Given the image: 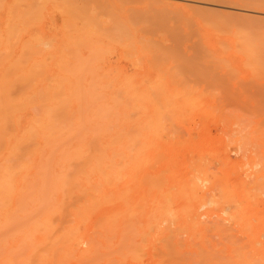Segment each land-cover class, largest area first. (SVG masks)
Masks as SVG:
<instances>
[{
  "label": "rangeland",
  "instance_id": "obj_1",
  "mask_svg": "<svg viewBox=\"0 0 264 264\" xmlns=\"http://www.w3.org/2000/svg\"><path fill=\"white\" fill-rule=\"evenodd\" d=\"M15 1L16 0H0V55L3 54V59L5 56L7 57V55H4L5 53L7 54L8 52L11 54H8V60L3 59V62H0V83L3 81V74L8 66L10 65L9 67H11V64L15 63L13 62L14 60L16 62L18 59L19 61H22L20 60V55L23 56V54H21L23 53L22 50L25 47H28L26 42L29 44L32 43L39 48H37L39 54L37 55V59L35 61L37 64H40L41 62V65L39 66L45 69V73L43 72L44 76L40 79L33 92V94L36 95H33L34 106L32 107V105H30V107L25 111L23 115L24 121H26L28 118H39L43 116V105L39 103V100L45 97L44 96L42 98L41 96L47 93L54 83H57V81L60 82L62 80L66 81V78L68 79V77L72 78L71 80L76 81L75 76L72 77L73 74L71 76L69 70L71 73H74L73 71L79 72L80 69L81 72L79 73L81 75L83 72L84 76L81 75V77H84L83 81L85 82L86 80L85 83H92L93 79L95 78L94 81H98L99 85L109 86V88L113 86V83H121L123 81H126L131 85L133 94L131 97L130 108H128L127 112L128 119L126 122L122 121L121 124V126H124V130H122V132L123 134H126L128 132H132L130 129L136 130L134 133H131L129 138L132 140L133 144L136 143L137 139V143H139V139L141 143L145 142V145H140V143L139 145L137 144L138 147H142L145 159L141 163H133L132 166H130V181L128 183L123 182L117 187V193H119L121 196L123 195L124 197L121 198L119 196V198L114 200L113 217L115 218L116 223L121 221L127 223L131 219L132 221H137L138 219L139 223L136 222L135 227L137 226V223L141 226L138 225V229L136 227V231H138L137 233L135 232V234H138V232L139 235L140 233L142 234L138 238H134L137 243L141 242L142 239L145 240H143L144 243L141 242L137 244L139 247L142 246V248L145 250L143 249L144 251H141L142 249L139 250V247L137 246L139 253L141 252L142 255V257L141 255L138 257H141L140 260H138V258L136 259L137 256L135 255L138 251L135 252V249V253H133L134 255L132 254L133 256H130L129 259H126V261L125 259L123 261H116L114 264H121L122 262H126L125 264H158L159 248H161V233L167 228V226H170L169 224L171 221L173 228L171 226L169 228H172V231L178 234L177 239L180 242V246L182 244V247L184 248L180 249L179 247V249L180 252H184L182 256L185 257L184 259H186L187 263L189 262L188 264H199L200 262L202 264H264V188H262L264 186V73L262 74L264 71L262 70L264 68L260 71L258 70V72L256 68V72L254 71V73H260L259 75H261L259 76L256 74V76L252 72L253 68L247 66V63L244 64L245 61H243L242 54L240 53L241 49L238 45L239 42H237L239 38L234 36L235 34L232 32V30H229V28L220 29L219 27L211 25H208L207 27V24L201 23L194 18H192L193 21L190 18H188V21H186L187 18H184L185 20L179 19L180 22L177 20V18L176 20H174V18L173 20H166L165 23V20L160 23L161 20L158 18L156 22L158 24L156 25L155 18L151 21L150 19H153L151 18L152 15L145 8V4L151 0H138L136 2L137 4H135L133 0H127L128 2H132L130 3L132 5H129L126 0H121V2L125 1L128 3H123V5L117 0H108L109 3L105 2V4H110L107 6V8L111 6L114 8V10L111 7L109 9L103 7L106 5L101 6L103 8H98V5H102L104 0H102V4L100 3V0H92L91 2L94 1L91 3L92 7L91 4L89 5L90 1H87V5L85 0V2L81 0H78L81 2H78L77 0H75V2L73 0H66L67 2H65V4L62 2L64 5L60 4L61 2H59L60 5L64 6V14L61 12L62 10L56 11L58 10V8H56L58 6L55 4V1H53L55 7L52 6L54 5L52 3L46 4V10L44 9L45 5H43L42 8V6L37 3L36 10L40 11L38 6L41 7V13L42 9H44L43 13L40 15H43L44 20L38 14V16L35 17L36 20L33 19L34 22L29 21L30 24H27V26L25 23H22L26 22V20H21L25 16L24 15L22 17V14L26 8L22 4V0H19L22 6L20 3L17 1L16 3ZM68 1L69 3L70 1L75 3V6L77 3L76 7L83 5V2L88 6L86 11L84 10L85 8L83 9V7L80 6V10L78 9V14H80V16L77 13L76 16L78 15L80 18L83 17V20H89V18H91L89 16L90 12L94 11V17L98 15L100 20L96 24L94 20L97 21V17L94 18L93 15L91 19H94L93 22L90 21L87 24L82 22L83 20L79 18L76 20L74 13L77 11H69V9L73 10L74 7H72L70 5L72 3L69 4ZM66 3L69 5H66ZM78 3L80 5H78ZM95 3L98 4L97 8ZM14 5L20 8V10L23 9L22 7H24V9L19 11V9ZM86 5L83 6L85 7ZM93 5L95 7H93ZM66 6H68V8ZM121 6H123V8ZM14 7L17 9V13H14L13 11ZM131 7L134 9L129 12V8L131 9ZM55 8L56 10H54ZM175 8L181 9L183 11L190 10L188 6H176ZM81 9H83L85 12H81ZM137 9H140V12H143L145 9L146 13L144 14L143 12L142 15ZM74 10H77V8ZM87 10L90 11L88 12L89 15L87 14ZM108 10H113V12H108ZM217 10H215L217 11V14L222 13L223 16L227 13H229L228 15L231 14V9L219 8ZM11 11H13L17 19L19 16L17 17L16 14L21 15L19 18V20L22 21L21 24H17L15 26L14 23H12V20L16 18L13 16L12 19V15L10 14L12 13ZM135 11L138 12L137 15L139 14L138 17L140 16V19L146 17L149 25L153 24V26L155 25V28L156 26H159L160 31L162 30V32H159V27L155 29L154 27H151L152 25L150 28L149 25H147L148 27L145 26L147 23L145 24L144 22L143 24L140 19L139 21L135 22V17H137ZM190 11H192V9ZM19 12L22 13L20 14ZM83 13L84 15L81 16ZM108 13H111V15ZM129 13H134V16L131 15L134 18L131 16L129 17ZM70 14L71 18H75L73 24L77 25L75 26L76 30H79L81 33L85 30L83 25L84 27L87 25L88 28H86L91 31L93 37H100L101 41L97 43V40L92 38L90 39V37H88L87 40L90 41L88 45L85 43L84 47L87 45L86 47H88L89 50L82 48L84 38L77 39L76 37L75 40L71 37L73 35H71L70 29L73 26L69 28V22L73 21L69 20L70 18H67ZM242 14L246 16V13L243 12L239 14L240 17ZM230 16L233 17L230 18ZM230 16L229 18L233 20L234 16L235 18H238V14L237 16ZM38 17H40V19ZM116 17L117 19H115ZM9 18H11V22H8ZM66 18L68 21H66ZM130 18H132V20L135 19V25H138L139 23L136 28L132 24V20H130L131 22L129 21ZM111 19L114 22H119L122 20V23L129 27L127 28L128 30L132 29V32L135 36L133 39H131L133 41H130V43H132V46L136 45L138 48L136 46V48L131 46L129 50V47L126 48L123 46V49L120 47L121 45H113L111 39L109 40V35L112 31H110V28L112 29L110 24L113 23ZM153 21L154 23H151ZM169 21L171 23H168ZM175 21L178 22L176 23ZM189 21H192L193 23L195 22V24L192 25L193 23H190ZM237 21H239V19ZM15 23H17V20ZM100 23L101 25L99 28ZM159 23L161 25H159ZM166 23L168 25L163 27V25ZM23 24L27 30L26 32L24 31L25 28L22 26ZM175 24L180 25L176 26ZM19 25L20 32H18L16 29H19V27H17ZM143 26H145V30L147 29V32L144 30ZM161 26L163 29H165L163 30ZM11 28H15L13 32H11ZM140 28L143 29L145 33L140 30ZM21 29H23L24 32ZM168 29H171V31ZM190 29H193L194 31ZM223 29L225 32L221 31ZM134 30L139 32L136 34ZM154 30H157L158 32ZM94 31H98L96 35ZM149 31H152L150 34L152 35L153 39L150 38L151 35L149 34ZM219 31L223 34H221ZM9 32H11L12 35H9ZM156 32L158 33L157 35H159V33L164 34L160 35L159 38L155 35ZM112 33L110 37H113ZM145 34L146 36L147 34L149 35L144 37ZM140 35H142V38L144 37L147 39L149 37L150 40L152 39V44H150L151 41L147 39L152 47L146 43V40L144 41V39H139L141 38ZM191 38L193 39L191 40ZM17 39L19 41H17ZM36 39H40V41H36ZM141 40L144 41H142L141 44H144V46L149 45V47H144L143 45L139 44L140 42L136 43L137 41ZM260 40L261 39H258V41ZM91 41L96 43L92 44L90 43ZM262 41H264V38H262ZM10 44L13 45L11 46ZM91 46H93L91 48L92 51L90 50ZM153 46L155 50H160L161 48L163 51H155ZM225 46H227V49ZM236 46H238L240 51L236 48ZM13 47L16 48L14 49ZM144 48H149V51L146 49L144 50ZM113 49H116V51ZM125 49H128L130 54ZM140 49L142 51L144 50V53ZM206 49L208 51H206ZM108 50H111V52ZM135 51L138 53H135ZM134 53L137 55H132ZM80 54H82L81 57ZM133 56L134 58H132ZM82 57H84V60L81 59ZM2 59L0 56V61H2ZM140 59H142L141 62ZM154 61L156 62V65L154 64V67L156 68H154L152 65ZM88 67L89 69H87ZM91 69L94 71V73H92L93 71H91ZM258 69L261 68L259 67ZM233 70L235 72H232ZM95 73L97 75L96 77L94 76ZM99 79H101V82ZM100 87H98L97 90ZM137 89L142 93L140 95V103H137L138 99L135 92ZM157 90L162 95L158 92L155 93ZM39 92L44 93H41V95ZM106 92V90H103L102 92L104 98L107 97ZM98 93L102 94L101 92H97V97L100 96ZM154 94H159V96L155 95L157 97L156 98L154 97ZM158 97H161V101L159 100L160 98L158 99ZM35 98H37L38 103ZM98 100H100L99 104H101L102 99ZM103 102L105 101L103 100ZM103 102L101 104L102 106L104 104ZM257 103L259 104L256 105ZM99 104L98 102H95L93 104L94 106H89L87 104L88 106L86 107H92L95 109L96 107H102L101 105L99 106ZM92 112L93 111H90L89 114ZM205 118L207 119L205 120ZM100 126L101 128L103 127V125ZM171 132L173 135H171ZM95 137H97L96 139L98 140H96V143H101L109 138L107 136V131L105 132L104 136L99 138L98 136ZM92 153L88 152V154ZM161 155L162 158H157ZM1 156L3 157V162L0 161V163L14 166V169L11 166L12 178L17 182H21L26 179L30 180L38 178V176H36L38 163L34 162L35 159L33 160V157L25 156L26 158H22L21 155L16 157L15 152L9 151H3ZM20 158L22 160H20ZM16 159L17 161H15ZM11 161L15 162L16 166L15 163H12ZM101 161L103 160L94 159V161L87 164L86 168L84 165V170L82 169L83 176L79 177L83 180L94 181L99 179L101 175L100 178L104 179L109 169H107V165L103 166L104 164ZM75 163L76 162L65 163L60 161L55 165L56 170L54 168L53 171L59 174L61 171H64V168H69V164H72L70 165V169L73 168V170H76L75 167L79 168L80 166H78L77 163L75 166ZM98 163L99 165L97 166ZM100 165L103 166V171L101 170L102 168ZM92 167L95 168V171L91 170L93 169ZM200 167H203L204 169H198ZM98 168L99 170H97ZM204 170L207 174L204 173ZM147 175L148 177L151 176L149 180L152 186H149V184L146 182V185L144 184V180L147 179L145 178ZM158 175L163 176L162 178L161 176L159 178ZM152 176L154 177L152 178ZM156 176L158 179V184H156L155 180H152L156 179ZM198 176L201 177L199 178ZM190 179H193V182L198 180V182L201 184H199L200 186H203V184L205 185L203 186L204 188H201L202 192H200L197 197L190 194L191 192L188 189L189 184L192 182ZM201 179L204 180L202 181ZM162 180L168 182L165 183ZM162 184H164V186H162ZM159 186H162L163 190L162 188L160 189ZM155 187L159 188L160 191ZM169 192H171L170 198H173L171 200L169 199L172 202H169V207H171L170 213L172 212V217L168 215V219L166 216L164 217L162 215L164 210L162 196ZM216 192H219V194H216ZM202 193L205 195L203 196ZM233 194H235V196ZM253 197L254 199H251ZM5 205L6 204L4 202L2 203L1 201L0 207L4 208ZM235 205L238 207V209ZM189 209H192V211H189ZM109 210V207L101 208L94 219L97 220L101 217H104L109 212ZM127 210L129 212L123 214ZM198 211L200 215L198 214ZM95 220L89 222L84 227L83 231L90 233L94 229ZM153 225L155 228L151 227ZM180 229L183 231L181 230L182 232H180ZM145 233H149L148 236L146 235L147 238L144 237ZM135 240L133 239V241ZM146 240L148 242H146ZM87 245L88 244L83 243V245H81V250H88ZM203 248L205 250H203ZM157 249L159 250L157 251ZM200 249L202 251H200ZM142 252L146 257L143 256ZM200 252L202 253L201 255H206L203 256L204 261H208H203ZM235 253L241 254V257H238L240 255H236ZM132 257H134L133 260L136 259V262L131 260ZM241 258L243 259L239 260Z\"/></svg>",
  "mask_w": 264,
  "mask_h": 264
},
{
  "label": "bare ground",
  "instance_id": "obj_2",
  "mask_svg": "<svg viewBox=\"0 0 264 264\" xmlns=\"http://www.w3.org/2000/svg\"><path fill=\"white\" fill-rule=\"evenodd\" d=\"M16 1L18 3H20L19 0H16ZM53 1H55L56 2L55 4L58 6V7H56V8H58V10H56V8L54 10H56V11L62 10L61 12L63 13L64 12L63 11V9H64L63 5L65 4V2H67L66 0H62V1H58V0H22L21 2L25 6L26 9H24V7H22L25 10V11H23L24 13L22 14V17L24 15L25 16L21 20L24 21V19H25L27 23L19 20L21 15L16 14L17 17L19 16L18 19L16 18L15 14H14L15 12L17 13V9H16L17 6L16 5H14V6H16V7H14V10H13L14 13H13V11H11L12 13H10L12 15V19H13V16H14V18H16V19L12 20L13 21L12 23H14L15 26L17 24H21V22L25 23L26 25L30 24L29 21L32 22L33 19H35V17L38 16V14L40 16L43 13L44 9L46 10V4H50V3L54 4ZM57 1H58V3H57ZM73 1L75 2V0H73ZM81 1H84V0H81ZM81 1H78V2H81ZM85 1H86L87 5H88L87 1L88 2L90 1V3H89V5H90L95 0L93 2H91L92 0H85ZM117 1L118 2L120 1V3L122 5H123V3L124 4L126 3L125 1L121 2V0H117ZM130 1H132V0H130ZM137 1L138 0H136V1L133 0V2H135V4H137L136 3ZM59 2H61L60 4H63L62 2H64V4L60 5ZM84 2H83V5H86ZM105 2L109 3L108 0H104V2L102 4V0H100V3L102 5L99 6L98 5L99 3L97 1L98 4L95 3L96 8H97V5H98V8L99 7L100 8H103V7L107 8V6H109L110 4L109 5L107 3L105 4ZM140 2H142V1H140ZM140 2H139V4H140ZM37 3H39V5L42 6V8H43V5H45V8L42 9V13L40 12L41 11L40 6H38L39 7L38 9H40V11L36 10V4ZM68 3H69V1H68ZM68 3H66V5H69L70 3H72L70 5L72 7H74L73 10L69 9V11L70 10L74 11V12L77 11L74 13L76 20H78V18L83 20L82 19L83 17L82 18L78 17V15L80 16V14H78V11L81 8L80 6H82L83 9L85 8L84 10L86 11V8L88 9V6L86 5L87 7L86 6L84 7L83 5H80L78 3V5H80V6L76 7L77 3H76V6H75V3L71 2V1L69 4ZM128 3H129V5H132V4H130L132 2H128ZM128 3H126V4H128ZM142 3H144V2H142ZM55 4L52 6L55 7ZM20 5H21V3H20ZM59 5H60V7H59ZM103 5H106V6H103ZM61 6H62V8H61ZM101 6H103V7H101ZM176 6H188L190 10L192 9V11H190V10H184L183 11L181 9H176L175 8ZM18 7H19V5H18ZM66 7L68 8V6H66ZM91 7H92V4H91ZM93 7H95V6L93 5ZM110 7H108L107 9H109ZM121 7L123 8V6H121ZM75 8H77V10H74ZM145 8L152 15L151 18H153V19H150V20L152 21L155 18V23L157 22L158 18L161 20V22L158 20L160 23H162L163 20H165L164 21V23H165L166 20H169V19L173 20L174 18H175L174 20H176V18H177L178 21H179V19H184V18H187L186 21H188V18H190L191 20H192V18H194L201 23L207 24V27H208V25H211V26L219 27L220 29L221 28H224V29L229 28V30H232V32L235 34L234 36H237V38H239V40H237V42H239L238 45H239V48L241 49L240 53L242 54L243 61H245L244 64L247 63V66L252 67L253 69L255 68L254 70L252 69L253 73H254V71L256 72V68H257V72H258V70L260 71L264 68V41H262V38H264V0H151L147 4H145ZM219 8L231 9L230 15H236L237 16V14H238V18H235V16H234V20L230 19L233 16L231 17L230 15H228L229 13L224 14V16L222 15V13H220L221 15L217 14V11H218L217 9H219ZM18 9H19V11L23 10V9L20 10V8H18ZM83 9H81V12H85V11H83ZM112 9L114 10V8H112ZM132 9H134V8H132V7H131V9L129 8V12H131ZM113 10H108V12H110V11L113 12ZM139 10H138V12H140ZM146 10L144 9V11H143L144 14L146 13L145 12ZM215 10H217V11H215ZM88 12H90V11L87 10V14H88ZM93 12L91 11L90 15L88 14L91 17V18H89V20L84 19L85 21L83 20L82 22H85V24L89 23L90 21L93 22L94 19L91 20L92 15H93V17L95 16L94 15L95 12L94 13ZM127 12H128V10H127ZM138 12L135 11L136 15ZM143 12L141 11L140 14L143 15ZM243 12L246 13V16H244L242 14L240 17L239 14H241ZM76 13L78 14L77 16H76ZM105 14H106V11H105ZM108 14L111 15V13H108ZM133 14L134 13H131L129 15V17ZM82 15H84V13L81 14V16ZM138 15H137V17H135L136 21H135V19L132 20V18L129 19V21L132 20V24L135 26V28H136V26L139 25V23H138V25H135V22L139 21V19H140V16L138 17ZM133 16H131V17H133ZM229 16H230V18H229ZM40 17H42V19L44 20L43 15ZM40 17H38V18L40 19ZM96 17H97V19H96L97 21L94 20V22H96V24H97L100 19H99L98 15H96ZM96 17H94V18H96ZM118 17H119V15H118ZM67 18H70L69 20L73 21V22L70 21L69 22L70 27L68 26L69 28H71L72 26L74 27V28L72 27L70 29L71 31L69 30L71 35H73V36H71V35L70 36L75 40H76V37H77V39L84 38V41L82 43V45H83L82 48H86L87 50H89L88 47H86L90 41V40L89 41L87 40L88 37H90V39L92 38V39L97 40L96 41L97 43L101 41L100 37H97V38L93 37L91 31L89 29H87L88 28L87 25H86L87 28L84 27V25H83V28H85V30L83 29L84 31L81 33L79 30H76L75 26H77V25L73 24L75 21V18H73V17L71 18V14L68 15ZM67 18H66V21H68ZM241 18H243V19H241ZM115 19H117V17ZM115 19L113 18L114 21H115ZM141 19H143V20H141ZM141 19H140V21H142L143 24H144V22H145V24L147 23L145 26L149 25L146 17L145 18L143 17ZM236 19L237 20L239 19V21H237ZM16 20H17V23H15ZM18 21H20V22H18ZM111 21H112V19H111ZM114 21H112L113 25L110 24V22L108 21L110 24V27L112 26V29L110 28V31L111 30L113 31V33L111 31V33L113 34L112 35L113 37H110V35H111V33H110L109 40L111 39V41L113 42V45H116V44L121 45L120 47H122V48H123V46L126 48L129 47V50H130V47L132 46L131 45L132 43H130V41L132 42L133 40H131V39H133L135 36L134 33L132 32V29L128 30L127 28H129V27L127 25H124V23H122V20L119 22H114ZM178 21H175V22L177 23ZM192 21H189V22L193 23ZM8 22H11V18H9ZM189 22H188V24H189ZM151 23H154V21ZM160 23H159V25H161ZM168 23H171V22L169 21ZM157 24L158 23H156V25ZM194 24H195V22L192 25H194ZM8 25H9V23H8ZM67 25H68V23H67ZM100 25H101V23L99 24V28H100ZM151 25H149V28H150V26L151 27L155 26V25L153 26V24H151ZM165 25H168V24L167 23L164 24L163 27H165ZM175 25L179 26L180 24L179 25L175 24ZM22 26L24 27V24ZM145 26H143L144 30H145ZM17 27H19V29L18 28H16V29L18 30V32H20L19 31L20 25ZM143 27H141V28H143ZM158 27L156 26V28L155 27L154 28L157 29ZM163 27L161 26L162 29H163ZM216 27H215V29H216ZM141 28H140V30L143 31V29H141ZM149 28H148V30H149ZM172 28H174V27H172ZM209 28H213V27H209ZM14 29L15 28H11V30H12L11 32H13ZM27 29H28V27H27ZM224 29L221 31H224ZM21 30L23 31V29H21ZM151 30H152V28H151ZM168 30L171 31V29H168ZM190 30H193V29H190ZM229 30H228V32H229ZM24 31L25 32L27 31L26 28L24 29ZM134 31L136 32V30H134ZM154 31H157V30H154ZM196 31H198V30H196ZM11 32H9V35L10 34L12 35ZM97 32L94 31L95 35ZM137 32H139V31H137ZM137 32H136V34H137ZM157 32H156V34L154 33L157 37L164 34V33H161V34L159 33V35H157L158 34ZM159 32H162V30L160 31V27H159ZM163 32H165V31H163ZM232 32H230V33H232ZM72 33H75V34H72ZM150 33H152V31H149V34ZM15 34H16V32H15ZM149 34H147V36ZM221 34H223V33H221ZM142 35H143V33H142ZM142 35H140L141 38H139V39H144V41L146 40L147 44H149V42L147 41V39H149V41H151L150 44H152L153 37L151 34H150L151 35L150 38H152L151 40L149 37L147 39L144 38L146 36V34L144 35L143 38H142ZM168 36H169V34H168ZM192 39L193 38H191V40ZM258 39H261V40L258 41ZM37 40L40 41V39H36V41ZM17 41H19V40L17 39ZM27 41H29V40H27ZM135 41H136V38H135ZM142 41L143 40L137 41L136 43L140 42L139 44H141ZM96 42L91 41L90 43L94 44ZM85 43H87V45L84 47ZM191 43H193V42H191ZM26 45L28 47H25L22 50L23 53H21V54H23V56L20 55V58H21L20 60H22V61H19V59H18L17 62L15 60L13 61L15 63L11 62L14 65L11 64V67H9L10 66L9 65L8 68H10V69L6 68V71L3 74V78L1 76L3 81L0 83V161L3 162L2 161L3 157L1 156L3 151L15 152L16 157L20 156V155L22 156V158H26L25 156L33 157V160L35 159L34 162L38 163L37 164L38 169L33 167L36 169V172H37L36 176H38V178L30 179V180L26 179L24 181L17 182L16 180H14L12 178V170H11L12 165L0 163V203L2 201V203L4 202L6 204L4 208L0 207V264H114V263H116V261L117 262L123 261L124 259L126 261V259H129L130 256L134 255L133 253L138 251L135 255V256H137L136 257V259H137L139 257V255H141V252L139 253V250H141V249H142L141 251L145 250L144 248H142V246L139 247L137 245L138 243L143 242L144 239H142L141 242H138V243L135 240V238H138L142 234V233H140V235H139V232H138V234H135V232L137 233V231H138V230L136 231V227L138 225H140V224H138L139 223L138 219H137V221H132V219H131L127 223L122 222V221L119 223L118 222L116 223V220L113 217V202H114V200L119 198V196L121 198L124 197L123 195L121 196L119 193H117V187L119 186V184H121L123 182L128 183L130 181V176H131L130 175V173H131L130 172V166H132L133 163H136V164L141 163L145 159L144 155H143L142 147L137 146V144L139 145V143H140V145L141 144L145 145V142L141 143L140 139H139V143H137V140H138L137 139L136 143H134L135 144L134 145L132 143V140L129 138L131 133L132 132L134 133V131H136V130L130 129L132 132L131 133L128 132L126 134H123V132H122V130H124L123 129L124 126H121V124H122V121L126 122V120L128 119L127 118L128 117L127 112H128V108H130L131 97L133 94L131 85L128 82L123 81L121 83H113V86L111 88H109V86L99 85L98 81L97 82L94 81V79H95L94 77H92V78H94L93 79L94 82L92 81V83H89V82L85 83L86 80L84 82L83 81L84 77L83 78L81 77V75H83V72L81 75L79 73V72H81L80 69H79V72L73 71L74 73H71V71L68 69L71 76H72V74H73L72 77L75 76L76 81L71 80L72 78H70V77H68V79L65 77L66 81H64L62 79H61L62 81H60V82L57 81V83H54V85L51 87V89H49L47 91V93H45L43 96H41V95L44 92L43 93L41 92L42 94L39 92L41 94V95L40 94L39 95L42 98L45 96L43 99H40L41 101L39 100V103H41L43 105V106L41 105L43 107V116L39 117V118H34V117L28 118L26 121H24L23 115H24L25 111L30 107V105H32V107L34 106L33 105V103H34L33 95H35V94H33V92H34L35 88L37 87L40 79L44 76L43 72L45 73V69L42 68L41 66H39V65H41V62H40V64L39 63L37 64L35 61L37 59V55L39 54L38 53L39 51L37 50L38 47H36L32 43L29 44L27 42H26ZM134 45H135V43H134ZM141 45L144 46V44H141ZM149 45H146L144 47H147V46L149 47ZM11 46H10V48H11ZM135 46H132V47L134 48ZM227 46H225L226 49H227ZM92 47L93 46L90 47V50ZM161 47H162V45H161ZM153 48H154V46H153ZM236 48L240 51L238 46H236ZM101 49H103V48H101ZM145 49L147 51H149L148 50L149 48L148 49L144 48V50ZM113 50L116 51V49H113ZM125 50L128 51V49H125ZM144 50L143 51L141 50V51L144 53ZM154 50H155V48H154ZM157 50H159V49H157ZM157 50H155V51H157ZM160 50H161V48H160ZM2 51H4V50H2ZM98 51H99V49H98ZM161 51H163V50H161ZM206 51H208V50L206 49ZM109 52H111V50ZM128 53L130 54L129 51H128ZM135 53H138V52L135 51ZM135 53L132 55H137ZM156 53H158V52H156ZM8 54L11 55L10 53L7 52V54L6 53L4 54V55H7V57L5 56L3 59L8 60L9 59ZM2 55L3 54L0 55L1 59H2ZM126 55H127V53H126ZM81 56H82V54H80V57ZM84 57H82L81 59H83ZM132 58H134V56ZM132 58H130V59H132ZM3 59L0 62H3ZM143 59H144V57H143ZM154 59H155V57H154ZM5 60H4V62H5ZM141 60L142 59H140V62H141ZM91 61H92V59H91ZM155 61H154V63L151 62V63H153L152 64L153 67H154V64L156 63ZM224 62H226V61H224ZM139 63H138V65H139ZM226 63H228V62H226ZM0 65H1V63H0ZM228 67H229V65H228ZM259 67L261 69H258ZM77 68H80V67H77ZM154 68H156V67H154ZM245 68H246V66H245ZM74 69H76V68H74ZM87 69H89V67ZM91 71H93V70L91 69ZM262 71H264V69ZM66 72H67V70H66ZM232 72H235V71L233 70ZM92 73H94V71ZM263 73L264 72H262V74ZM259 74L260 73H258L257 75H259ZM94 76L95 77L97 76L96 73L94 74ZM227 76H228V74H227ZM259 76H261V75H259ZM235 77H237V76H235ZM67 80H69V81H67ZM79 81H81V82H79ZM99 81L101 82V79H99ZM180 85H182V84H180ZM98 87H100L99 89H101L102 91L99 89L97 90ZM103 90L107 91L106 92V94H107L106 98H104V95L102 93ZM158 90H159V88H158ZM158 90L155 93H157ZM97 92L102 93V94L98 93L101 96V98L99 95H98L99 97L96 96ZM135 92H136V96L138 99L137 103H140L139 100H141L140 95L142 93L139 92L138 89ZM159 94H161V93H159ZM159 94H157V95L159 96ZM155 95L156 94H154V97L157 96V95L156 96ZM35 99L38 103L37 98H35ZM98 99H102L101 104H102L103 100L105 101V102H103L104 103L103 106L101 104H99L100 100H98ZM158 99L161 101V97H158ZM95 102H98L99 106L101 105L102 107H100V108L96 107V109L92 108V107H90L92 109H90L89 107H86L88 105L94 106L93 104ZM258 104L259 103H257L256 105H258ZM90 111H93V112L89 114ZM130 116H131V114H130ZM132 116H133V114H132ZM102 119L104 122L102 121ZM206 119L207 118H205V120ZM170 121H171V119H170ZM100 125H103V127L101 128ZM261 125H262V123H261ZM106 131H107V136L109 138H107L105 141H103L101 143H99V142L96 143L97 137H95V136H98V138L101 136H104ZM168 135H169V133H168ZM171 135H173L172 132H171ZM100 139H102V138H100ZM91 142H92V144H91ZM88 152L89 153L93 152V153L88 154ZM157 158H162V155L160 157H157ZM94 159H96V160L101 159L106 163L105 164L103 161H101L104 164L103 166H105V165L108 166L107 169H109V171L106 173V175H105L106 177L104 176L106 179L100 178L101 177V175H100L99 179L94 180V181L83 180L82 178L79 177V176H83V173H82V169L84 168L83 166L85 165V168H86L87 164L94 161ZM20 160H22V159L20 158ZM15 161H17V159ZM60 161L65 162V163L76 162L77 165L80 167L79 168L75 167L76 170H73V168L70 169V165H72V164H69V168L68 167L66 169L64 168V171H61L58 174V173H55L53 171V169L55 168V165L58 164ZM12 163H15V162H12ZM76 163H75V166H76ZM98 165H99V163L97 164V166ZM15 166H16V163H15ZM100 166H101V168L103 167L102 165H100ZM12 167L14 169V166H12ZM92 168L93 169H91V170L95 169L94 167H92ZM201 168L204 169L203 167H200L198 169L201 170ZM55 170H56V168H55ZM97 170H99V168ZM101 170L103 171V168ZM104 171H106V170H104ZM204 173H205V170H204ZM161 174H163V173H161ZM205 174H207V173H205ZM160 176L162 178L163 175H158L159 178H160ZM153 177L154 176H152V178ZM198 177L200 178L201 176H198ZM145 178H147V179L146 180L143 179L144 184L146 182L149 184V186H152L150 184V180H149L151 178V176L148 177V175H147V177H145ZM164 178H165V174H164ZM193 178H194V176H193ZM152 180H155L156 184H158L157 183V180H158L157 176H156V179H152ZM164 180H162V181H164ZM190 180L192 181L188 187V189L191 192L190 194L197 197L199 195V193L202 192L201 188H204L203 186H205V185L203 184V186H200L201 184L198 182L197 179H196L197 181L194 180L195 182H193V179H190ZM201 180L203 181L204 179H201ZM164 182L166 183L168 181H164ZM214 182H215V180H214ZM154 184H155V182H154ZM162 186H164V184H162ZM162 186L161 187L159 186L160 189L162 188ZM209 186H211V185H209ZM157 187H155V188H157ZM259 187H260V185H259ZM262 188H264V186ZM157 189L159 190V188H157ZM209 189H212V188H209ZM162 190H163V188H162ZM212 190H215V189H212ZM170 194H171V192H169L167 194L165 193L162 196L163 197V206H164V210L162 209L163 210L162 215L164 217L166 216L167 218L169 216L172 217L171 216L172 212L170 213L171 207H169L170 206L169 202H171L170 200L173 197L170 198ZM216 194H219V192L218 193L216 192ZM161 195H162V192H161ZM204 195L205 194H203V196ZM233 195L235 196V194H233ZM212 196H213V193H212ZM257 196H258V194H257ZM254 197L251 199H254ZM152 204H154V203H152ZM128 205H129V203H128ZM103 207H109L110 208L109 212L104 217H101V218L95 220L94 218L97 216L99 210ZM205 207H206V205H205ZM236 208L238 209L237 206H236ZM189 211H192V209H189ZM127 212H129V211L127 210L123 214H126ZM186 214H188V213H186ZM198 214L200 215L199 211H198ZM177 219H179V218H177ZM93 220H95L94 229L90 233H86L85 231H83L84 227L89 222H91ZM189 220H190V218H189ZM232 221H234V220H232ZM136 222H138V223H137V226L135 227ZM171 222L169 225L172 227ZM153 226H151V227L155 228V226L154 227ZM170 226H167V228L165 230H163L161 233V248H159L160 250L157 249V251L159 250L158 264H188L189 262L187 263L186 259H184L185 257L182 256V254H184V252L183 253H182V251L180 252V249H182L183 247H182V244L180 246V242L177 239L178 234H176L174 231H172L173 227L169 228ZM196 226H197V224H196ZM137 229H138V227H137ZM157 229H158V227H157ZM175 230H176V228H175ZM181 230L182 229H180V232L183 231V230L182 231ZM148 234L149 233H145L144 237L147 238ZM142 238H143V236H142ZM133 239L136 241V243H135V241H133ZM146 242H148V241L146 240ZM83 243L88 244L87 245L88 250H85V251L81 250V245H83ZM137 246L139 247V250L137 249ZM143 246H144V244H143ZM179 247H180V249H179ZM193 247H196V246H193ZM135 249H136V251H135ZM203 250H205V249L203 248ZM200 251H202V250L200 249ZM201 254L202 253L200 252V255ZM235 254L240 255L238 257H241V254H238V253H235ZM143 256L146 257L144 255V253H143ZM203 256H206V255H204V254L201 255L202 259H203ZM141 257H142V255H141ZM242 257H243V255H242ZM140 258H138V260H140ZM201 258H200V260H201ZM204 258H206V257H204ZM133 259H134V257H132L131 260H133ZM136 259L133 261L136 262ZM242 259L243 258H241L239 260H242ZM141 260H144V259H141ZM203 261H204V259H203ZM206 261H208V260H206ZM206 261H204V262H206ZM137 262H139V261H137ZM125 263L122 262L121 264H125ZM190 264H193V263H190ZM203 264H207V263H203Z\"/></svg>",
  "mask_w": 264,
  "mask_h": 264
}]
</instances>
